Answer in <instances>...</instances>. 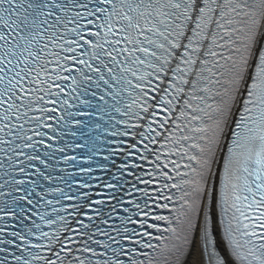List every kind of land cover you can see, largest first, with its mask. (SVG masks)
Returning a JSON list of instances; mask_svg holds the SVG:
<instances>
[{"label":"snow or ice","instance_id":"6c2138e0","mask_svg":"<svg viewBox=\"0 0 264 264\" xmlns=\"http://www.w3.org/2000/svg\"><path fill=\"white\" fill-rule=\"evenodd\" d=\"M0 264H264V0H0Z\"/></svg>","mask_w":264,"mask_h":264}]
</instances>
